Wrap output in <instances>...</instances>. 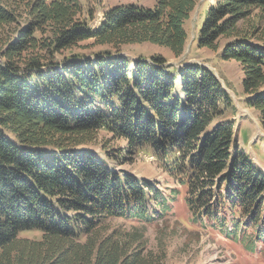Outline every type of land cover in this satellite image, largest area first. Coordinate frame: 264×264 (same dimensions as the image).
Wrapping results in <instances>:
<instances>
[{
  "label": "trees",
  "instance_id": "obj_1",
  "mask_svg": "<svg viewBox=\"0 0 264 264\" xmlns=\"http://www.w3.org/2000/svg\"><path fill=\"white\" fill-rule=\"evenodd\" d=\"M200 2L119 5L92 26L81 0H0V264H159L142 232L108 222L159 221L178 189L201 225L246 238L253 252L264 245V171L224 119L233 104L221 81L196 63L122 54L150 44L182 58ZM87 42L110 50L62 56ZM222 43L264 131V0H214L198 49ZM102 131L105 157L88 148ZM115 141L121 159L150 150L175 186L169 196L111 163Z\"/></svg>",
  "mask_w": 264,
  "mask_h": 264
},
{
  "label": "rangeland",
  "instance_id": "obj_2",
  "mask_svg": "<svg viewBox=\"0 0 264 264\" xmlns=\"http://www.w3.org/2000/svg\"><path fill=\"white\" fill-rule=\"evenodd\" d=\"M81 2L85 8H91L94 12L92 26H95L96 21H100L109 9L119 5L154 7V0H89V2L81 0ZM213 4L214 0H201L186 23L188 41L182 58L176 59L168 48L150 44L126 46L121 49L122 54L131 61L161 55L173 67L179 68L196 63L211 70L232 99L233 108L227 110L224 119L232 120L235 124L236 144L252 157L257 166L264 169V131L259 122V115L246 106L242 89L243 73L240 66L234 61L221 59L224 43L221 44L218 52L198 49L200 27L206 11ZM109 50L108 47H91V43L87 42L70 52H64L62 56L78 54L93 59L94 54ZM61 58L58 57L59 60H62ZM105 139L109 140L110 136L102 131L98 134V141L89 145L88 148L101 157H105L102 149ZM110 148L116 150L110 151L118 157V159H112L111 163L117 165L118 170L157 183L166 196H169L170 191L175 188L171 178L149 149L144 148L138 153L122 156L124 159H121L117 152L123 151L125 144L122 141L111 142L108 149ZM178 190L180 195L176 197L168 214L159 221L146 224L133 220L112 219L108 224L123 232H142L146 251L152 258L158 260L159 264H264V245H257L253 252V247H247L246 238L233 240L217 229L201 225L192 218L185 206V191ZM21 238L38 239L40 234L26 232L21 235Z\"/></svg>",
  "mask_w": 264,
  "mask_h": 264
}]
</instances>
